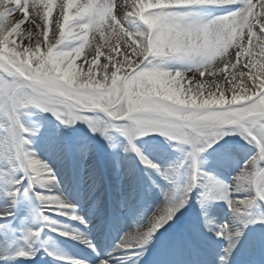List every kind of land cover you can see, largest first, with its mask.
<instances>
[{
	"label": "snow or ice",
	"instance_id": "1",
	"mask_svg": "<svg viewBox=\"0 0 264 264\" xmlns=\"http://www.w3.org/2000/svg\"><path fill=\"white\" fill-rule=\"evenodd\" d=\"M53 7L0 0V236L9 209L39 222L0 261L43 247L59 264H264V0ZM125 213L135 230L93 257L92 217L107 235ZM45 229L87 254L45 247Z\"/></svg>",
	"mask_w": 264,
	"mask_h": 264
},
{
	"label": "bare ground",
	"instance_id": "2",
	"mask_svg": "<svg viewBox=\"0 0 264 264\" xmlns=\"http://www.w3.org/2000/svg\"><path fill=\"white\" fill-rule=\"evenodd\" d=\"M56 14V12H55ZM55 16V15H54ZM91 36V34H90ZM99 143V142H98ZM99 146H100V143H99ZM101 147V146H100ZM36 148H37V151H40V146L39 144L36 145ZM103 147H101V150H102ZM102 152V151H101ZM101 152H100V159L103 160V157L101 155ZM109 171V173H111V171L109 169H107ZM123 177H119V180H120V186H121V189H122V192L124 193H127V191L130 189L131 187V183H130V178L127 177V176H124L122 174ZM114 177H113V181H114ZM112 185V183H110V186ZM67 193V192H66ZM71 198H73L71 196V194L67 193ZM97 195L101 197V199L103 200L104 204L106 205L110 200L108 199V196H106V193L101 191V189L98 190L97 192ZM107 197V198H106ZM111 198V197H110ZM107 199V200H106ZM156 200H154V203H153V207L155 206V202ZM158 203V201H157ZM84 205L85 204H82L81 207L82 209L84 208ZM219 207H222L221 204H217ZM217 205H214L213 207V212L216 214L217 218L218 219H224L226 217V215L224 216V214L226 213V209L222 212H219L217 211V209L215 207H217ZM4 205L2 203H0V207ZM216 209V210H214ZM10 211L14 212L13 215L11 217H9V222L11 225H17L20 223V226H24V227H36L38 226L39 222H37L35 220V214L34 212H29L26 208L24 207H19V208H13V209H9ZM84 212H87L88 209H86V211L83 209ZM125 217L127 216V214L125 213L124 214ZM224 216V217H223ZM223 217V218H222ZM63 219V218H62ZM64 220V219H63ZM64 222L66 223H72L70 222L69 220H64ZM134 222V221H132ZM94 224V223H92ZM92 224H90V226H92ZM136 224H137V221H135L134 223H127L126 225H122L118 232L116 233H113V237L112 238H109L111 239L110 242L106 241L104 237H99L96 236V234L94 232L96 231H93V227H88V231L90 233V235L96 240V242L99 244V249H98V252L97 253H93L92 256H96V255H101L102 257H106V256H109L111 253V250L110 248L111 247H114V245L118 242L119 238L122 236V234L124 233H127L129 231H134L135 230V227H136ZM98 225V224H97ZM96 225V227H97ZM4 226L3 225H0V228H3ZM95 230L98 231V227L95 228ZM17 232V231H15ZM13 231V229L11 230H8L7 228L4 229V235L3 236H0V244H3L5 241H11L13 239H16L17 238V234ZM58 234V233H57ZM44 236L49 238L48 239V243L45 245V247H49V248H52V249H56V248H59L60 250L62 251H68V252H72V253H80L81 255H86L87 253L86 252H82L81 250L84 248V246L82 244H78L80 249H73L71 246H69L65 241H62V238H52L49 236L48 233H44ZM60 236V235H59ZM62 237V236H61ZM68 238V237H66ZM64 240V239H63ZM39 241H37L36 243H38ZM76 242V241H74ZM78 243V242H77ZM9 250H12V246L10 245L9 247ZM40 251L37 252V254L39 253ZM41 253H43V260L45 262H43V264H59V262H57L56 260L54 261H51V258L52 256H49L47 254V252H45V255H44V252L41 251ZM36 254V255H37ZM36 259V256L34 259H31V260H25L23 258L21 259H16L12 256H9L8 258V261H7V264H21L22 261H25L26 264H32L31 262L32 261H35ZM121 264H131V260L129 257L127 256H122L121 258ZM0 264H5L4 261H0Z\"/></svg>",
	"mask_w": 264,
	"mask_h": 264
},
{
	"label": "rangeland",
	"instance_id": "3",
	"mask_svg": "<svg viewBox=\"0 0 264 264\" xmlns=\"http://www.w3.org/2000/svg\"><path fill=\"white\" fill-rule=\"evenodd\" d=\"M59 3H60V0H53V5H54V7H53V15H55V12L57 11V8H58ZM16 15H17V17H19V13H17ZM86 50H87V49H86ZM79 62H80V60L78 59L77 63H79ZM32 111H34V110H32ZM43 115L47 116V115H50V114H48V113H44ZM81 127L85 128V130H86V126L81 125ZM89 135H91V133H89ZM97 140H98V142L100 143V146L103 147V146H104V141H103V139L97 136ZM101 151L103 152V148H102ZM121 177H123V176L121 175ZM121 177H120V178H121ZM112 179H113V176L110 177V179H109L108 181H106L105 184L102 183V184H101V187H100L101 191L105 192L106 195H107L108 197H111V196L113 195V193H112V191H111V186H110V183H113V181H111ZM66 194H67V193H66ZM69 198H71V197L69 196ZM110 199H111V198H110ZM157 201H158V200H156L155 202L157 203ZM0 208H3V206H1ZM213 208H214V207H213ZM215 208L217 209V211L222 212V213H223V211L226 209L225 207H223V206H222V207H219L218 205H217V207H215ZM224 208H225V209H224ZM83 209L86 211V209H88V204H85ZM216 209H214V210H216ZM13 213H14V212H13ZM225 215H227V210H226V213L224 214V216H225ZM224 216H223V217H224ZM223 217H222V218H223ZM63 219H64V220H68L67 218H63ZM128 219H129V221H134V219H133L132 217H128ZM93 220H94V219L92 218V221H93ZM70 222H71V221H70ZM72 223H73V222H72ZM20 228H24V226L19 227V225H16V228L14 227V228H13V231H14V232L17 231V232H15V233L18 235V230H19ZM44 232H47V233L49 234V236L52 237V238H61V236H59V234L54 233V232H49L47 229H45ZM36 244H37V243H36ZM38 244H39V243H38ZM76 245H77V244H76ZM72 248L77 249V247H75V246L72 247ZM78 248H79V246H78ZM113 248H114V247H111V248H110L111 252L113 251ZM41 249H42V252H43V247L40 248L39 251H41ZM111 252H110V253H111ZM39 255H40V252L36 255V259H35V261H33V264H37L39 261H43V262H45V261L43 260V258L39 257ZM42 255H43V253H42ZM44 255H45V251H44ZM51 261H54V259L51 258ZM57 262H58V261H57Z\"/></svg>",
	"mask_w": 264,
	"mask_h": 264
}]
</instances>
